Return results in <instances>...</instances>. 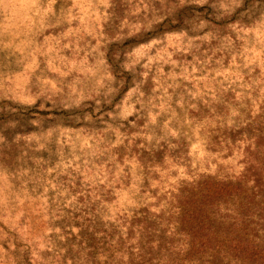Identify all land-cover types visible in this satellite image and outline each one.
<instances>
[{"label":"rangeland","instance_id":"obj_1","mask_svg":"<svg viewBox=\"0 0 264 264\" xmlns=\"http://www.w3.org/2000/svg\"><path fill=\"white\" fill-rule=\"evenodd\" d=\"M209 177H260L224 215L264 242V0H0V264Z\"/></svg>","mask_w":264,"mask_h":264},{"label":"trees","instance_id":"obj_2","mask_svg":"<svg viewBox=\"0 0 264 264\" xmlns=\"http://www.w3.org/2000/svg\"><path fill=\"white\" fill-rule=\"evenodd\" d=\"M258 178L250 189L249 181L244 179L235 182L209 177L161 202L145 197L147 205L132 213L130 223L118 225L120 228L116 220L102 222L93 208L81 212L82 217L57 211L48 226L52 231L59 230L65 240L56 251L57 264H209L215 255L232 263L264 264V242L250 236L246 225L236 229L229 226L231 218L224 215L230 212L225 208L229 202L255 198L252 191L259 188ZM60 213L65 215L58 223ZM1 225L6 237L12 239V247L19 251L23 242L16 244L19 241L12 230ZM29 256L27 249L15 264H30L26 263Z\"/></svg>","mask_w":264,"mask_h":264}]
</instances>
